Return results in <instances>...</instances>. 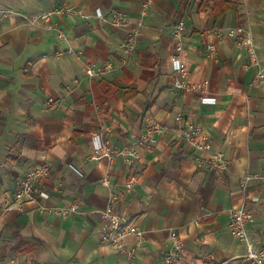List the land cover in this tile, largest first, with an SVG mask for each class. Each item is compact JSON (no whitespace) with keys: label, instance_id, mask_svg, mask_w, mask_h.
Here are the masks:
<instances>
[{"label":"crops","instance_id":"crops-1","mask_svg":"<svg viewBox=\"0 0 264 264\" xmlns=\"http://www.w3.org/2000/svg\"><path fill=\"white\" fill-rule=\"evenodd\" d=\"M142 2L0 0V264H158L171 230L182 242L181 264H240L244 246L228 225L244 199L246 174L260 177L248 186L245 202L250 237L264 246V77L258 75L264 0H154L148 9ZM62 7H75L85 18L33 25L25 19ZM117 13L127 28L111 25ZM179 22L185 27L182 60L193 82L209 81L214 105L173 89L171 32ZM138 23L136 53L122 65L121 44ZM232 27L248 32L257 66L248 68L245 51L225 35ZM106 62L114 71L87 77L86 67ZM176 115L198 125L224 153L227 172L196 169ZM153 122L166 129L131 162L93 153L91 137L101 127L119 148ZM43 164L51 168L40 182L51 193L43 204L79 200L78 214L49 216L33 202L13 208L16 182ZM110 193L113 210L144 232L142 243L126 239L131 260L99 241Z\"/></svg>","mask_w":264,"mask_h":264},{"label":"built area","instance_id":"built-area-1","mask_svg":"<svg viewBox=\"0 0 264 264\" xmlns=\"http://www.w3.org/2000/svg\"><path fill=\"white\" fill-rule=\"evenodd\" d=\"M153 3L154 0H143L142 5L144 9H148ZM66 15H77L81 18H85V15L75 7H62L44 11L36 17L25 19L29 24L33 25L37 22L49 23L55 17ZM95 15L97 18H102L99 9L95 10ZM110 23L116 28L128 27V23L121 13L115 14L111 18ZM141 25V23H138L133 28L128 29L126 37L121 44V52L123 55L122 65L126 64L136 53L137 38ZM184 31V24L179 22L173 27L171 32L173 54L170 57V63L174 73L173 89L175 92L198 95L202 104L214 105L216 103V98L209 96V81L205 79L201 82H193L182 60L184 53ZM225 35L233 40L237 48L245 51L249 60L248 68L258 65L255 45L244 28H229L225 32ZM207 50L213 53L216 51V47L214 45H208ZM114 69L115 66L112 63L106 62L99 68L86 67L85 73L88 78H102L107 72H112ZM258 75L264 77V67L259 69ZM47 104L51 106L53 101L48 100ZM173 120L175 124L179 125L182 129L183 137L192 150L196 169L215 172L228 171V161L224 153L213 148L211 140L198 125L190 121L185 123V117L183 115H176ZM165 129V126L157 122L150 123L136 140L116 148L111 144L106 129L101 127L91 137L92 150L96 156L105 157L109 162L114 161L117 157H123L127 162H131L139 156L140 150L152 149L155 143L154 136L156 134H162ZM71 169L81 176V173L76 168L71 166ZM50 173L51 168L43 164L32 168L19 179L16 182L13 193V202L11 204L13 208L20 211L23 204L33 202L37 203L40 210L49 216L67 218L78 214L83 206L82 202L79 200H74L68 205L62 206L43 204L51 198V193L42 189L40 182L47 178ZM257 179H260V177L253 174H246L242 177L241 190L244 199L240 206L232 209L230 212L228 225L230 234L244 246V254L240 264H264V246L256 245L248 232V224L252 220V213L245 202L248 186ZM102 184L109 187L107 178L102 180ZM132 186V182L127 184L128 189L132 188ZM54 191H57V188H54L53 192ZM113 201L114 195L110 193L107 204L100 214L101 231L99 241L111 250L125 254L127 260H131L133 257V249L127 248L126 239L132 237L135 238L138 243H142L144 232L132 225L129 218L116 213L113 210ZM182 259L183 246L181 239L171 230L168 248L163 252L158 264H181Z\"/></svg>","mask_w":264,"mask_h":264}]
</instances>
